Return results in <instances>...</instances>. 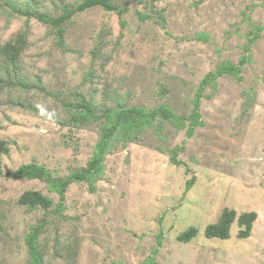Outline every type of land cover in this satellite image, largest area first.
Segmentation results:
<instances>
[{
	"label": "rangeland",
	"instance_id": "1",
	"mask_svg": "<svg viewBox=\"0 0 264 264\" xmlns=\"http://www.w3.org/2000/svg\"><path fill=\"white\" fill-rule=\"evenodd\" d=\"M81 1L0 0V43L25 35L14 64L0 57L12 82L0 91V264H31L24 236L42 219L40 264H264V0H109L55 26L25 13L56 18ZM222 62L236 72L200 87ZM81 99L96 117L73 118ZM162 106L174 117L153 113ZM111 109L154 117L115 132L92 182L60 199L46 179L11 175L85 167ZM25 190L50 206L19 204ZM225 207L228 238L204 236ZM246 211L256 218L239 237Z\"/></svg>",
	"mask_w": 264,
	"mask_h": 264
},
{
	"label": "trees",
	"instance_id": "2",
	"mask_svg": "<svg viewBox=\"0 0 264 264\" xmlns=\"http://www.w3.org/2000/svg\"><path fill=\"white\" fill-rule=\"evenodd\" d=\"M101 6L105 10H111L113 6L110 4L109 0H82L75 8L68 9V11L62 13L60 16L56 18H50L49 16L36 14L35 12H25L30 16H35L36 18L51 23L54 26L61 24L66 18H68L74 11H83L85 9ZM259 29V27H254L253 30L250 31L251 35H255V31ZM60 34L63 32V28H59ZM203 36L198 34L197 37ZM25 35L18 36L15 40H7L4 43H0V57L4 58L6 61L15 63L18 55L24 47ZM250 41V40H249ZM3 66L0 64V91L6 85L12 84L10 83V79H8V70H6V74L2 75L1 70ZM237 66L231 63L222 62L217 66L215 72H210L205 75L203 80L201 81L202 87L205 83L209 82L213 77H216L217 74H222L224 72H236ZM18 80V76L16 77ZM20 81V80H19ZM16 83V82H15ZM16 86V85H15ZM21 86V81H20ZM197 98V97H196ZM197 102V101H196ZM247 103V102H246ZM65 106H69L68 103H63ZM76 106L81 107V111L74 112L73 118L79 120H85L88 117H96L94 111L89 104V102H85L83 99L79 100ZM197 107V103L195 104V108ZM161 110H153V113H161L163 116H167L168 118H173L174 113L170 111L166 106H162ZM193 121L198 119L199 114L195 109L193 111ZM107 122L102 126V130L100 133V137L97 143L94 146V151L90 160H88L85 167L72 171L66 178H53L50 176L49 172L45 167L35 163H28L20 165L15 171L11 172L12 176L15 177H27V178H42L46 179L48 182V187L51 190H54L60 199L63 198L64 190L67 184L73 180H86L87 182H92L96 179V175L99 173V169L101 166L102 157L104 152L107 151L109 141L112 136L120 129L122 132L123 139H126L128 134L127 131L129 129H133L137 126H145L149 125L150 121L153 119V114L142 113L139 109H134V111L126 110V109H111L108 113L105 114ZM182 117H177L175 119V124H179L182 122ZM82 122V121H81ZM6 142L4 140H0V153H5ZM18 203L21 205H25L28 209H33L34 207L40 206L46 208L50 206L51 199L48 196H44L41 192L36 190H25L18 197ZM61 205V204H60ZM235 210L231 208H223L218 216L217 220L212 223H208L204 230L203 234L206 237H218L221 239H226L229 236V228L231 223L234 221ZM256 218V213L253 211L242 212L237 216V223L240 225V229L238 230L239 237H247L249 235L252 222ZM44 219L41 220L40 223L34 226H30L28 232L24 236V241L27 246V250L30 255L31 264H40L42 256L40 254V250L37 243V238L42 231ZM195 229L194 227H189L186 231L181 232L177 239L181 241H189L190 238L194 235ZM149 264V259L145 262Z\"/></svg>",
	"mask_w": 264,
	"mask_h": 264
}]
</instances>
